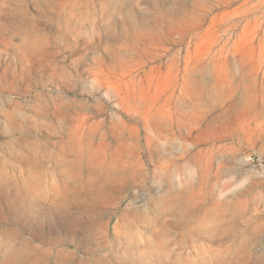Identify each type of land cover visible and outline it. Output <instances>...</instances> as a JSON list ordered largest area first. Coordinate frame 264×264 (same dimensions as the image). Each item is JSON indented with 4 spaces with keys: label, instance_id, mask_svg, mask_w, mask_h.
Here are the masks:
<instances>
[{
    "label": "rangeland",
    "instance_id": "rangeland-1",
    "mask_svg": "<svg viewBox=\"0 0 264 264\" xmlns=\"http://www.w3.org/2000/svg\"><path fill=\"white\" fill-rule=\"evenodd\" d=\"M0 264H264V0H0Z\"/></svg>",
    "mask_w": 264,
    "mask_h": 264
}]
</instances>
